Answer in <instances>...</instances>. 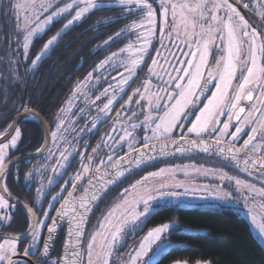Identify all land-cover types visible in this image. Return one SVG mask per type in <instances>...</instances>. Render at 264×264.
Segmentation results:
<instances>
[{
    "label": "snow or ice",
    "instance_id": "snow-or-ice-1",
    "mask_svg": "<svg viewBox=\"0 0 264 264\" xmlns=\"http://www.w3.org/2000/svg\"><path fill=\"white\" fill-rule=\"evenodd\" d=\"M118 2L121 9H126L129 14H136L140 17L138 21L128 25L127 30L145 29L144 34L137 33V39L141 40V46L138 51L147 53V45L151 42L150 38L156 35L157 32L156 10L148 0H118ZM158 3L162 21L159 27L162 46L165 36L172 39V34L175 33L174 39L183 43L186 51L180 50L185 59L176 58V65L167 61V58L164 59V63L168 64L171 71L164 70V74L168 77L167 80L163 76H159L158 79L161 81V91L166 92V97L157 96L155 102L151 99L148 100L150 108L163 111L162 116L154 117L150 111L145 117V123L149 127H151V122L158 121L155 123V127L152 128L153 138L170 137L173 131L184 126V121H188L191 124V127L187 128L189 133L195 134L198 138L204 134L211 136L213 133H218L214 137V143L219 145L224 142L225 136H230L233 142L236 141L239 133L244 130V126L249 125L250 133L240 148H236L235 144L230 143L227 149L221 148L219 150L231 153V156L226 158L237 161V167L240 166L239 154L241 152L247 153L242 161L244 170L252 169L264 175V64H261V59L264 58V40H262L264 32H259L252 27L245 17L241 15L237 7L230 3L229 0H158ZM237 3H243V7L248 9L250 0H237ZM74 5L78 10L64 24V28L61 31L68 29L74 22L80 21L85 17L86 13L105 7L98 0H72L71 3H67L53 11L45 19L44 24H51L54 18L69 12ZM80 5H83V7H80ZM12 7L17 10L23 8L25 11L24 28L27 34L25 35L24 47L27 49L29 38L33 33L42 30L39 27L32 29L30 23L39 20L40 15L52 7V0H25L24 4L19 3V0H17V3ZM257 7L264 8V4L253 5L254 9ZM220 13H223V15ZM260 15L264 19V13ZM19 19L20 17L17 15V20L19 21ZM59 35L60 33H57L44 45L45 51L57 40ZM117 35H120V33H117ZM131 47L130 45L129 49H124L123 51H129ZM177 47L179 49L178 45ZM213 47L220 54L214 61V67L209 65ZM113 55L116 54L114 53ZM159 56L160 52L157 50V57ZM40 58V56H37L33 64L39 61ZM142 61L143 56L129 57L128 77H124L123 73H121V84L128 83V80L136 74V69ZM160 63V60L153 58L148 72L155 74L154 68ZM206 69H208L207 75H205ZM238 70L240 71V80L237 87L230 94V89H232L233 81L237 78ZM212 81H216L214 84L215 90L211 91V95L206 97L207 103L203 108L197 109L199 115H195L191 109L196 106L200 96L209 92L208 85ZM149 85H151V80L146 81L145 91L148 90ZM121 91H123V88H121ZM105 93H107V89ZM136 94H139V89L136 90ZM141 99H144V97L141 96ZM160 99H167L169 103L161 105L159 103ZM131 100L132 97H129V102ZM241 101H246L247 103L241 104ZM112 104L113 99H109L101 111H110ZM25 114L27 115V110H25ZM225 115L227 116V122H221L219 117ZM117 116H119V113H117ZM191 116H195V119L191 120ZM233 119L238 124L234 132H229ZM221 123L222 127L220 126ZM133 128H135V125H133ZM13 131L14 135L10 136V144H0V181L4 179L6 173L7 149L9 147L15 148L21 138V131L18 127L14 128ZM130 135L131 133L126 132L125 138ZM257 135H260L259 141H257ZM52 136L55 138L56 133H52ZM180 138L186 139L183 135ZM145 139L147 141L148 138L146 137ZM254 141L257 142L254 143ZM148 146V143L145 142L144 147L148 148ZM191 146H199L203 151H208L209 147H211L205 141H201L198 145L196 140L191 141ZM133 150L139 151L138 149ZM93 151L96 150L93 149ZM61 155L64 154L62 153ZM64 158L66 160L67 156ZM135 162L139 165L141 159ZM61 166L63 167V165ZM87 171H89L88 167L84 166V172ZM97 171H99V168H97ZM30 175L29 173L28 176ZM121 175H123L122 172H116L113 180L106 183L114 182ZM81 178L82 175L77 174L75 181H80ZM229 179L231 178L229 177ZM89 182L91 183V179H89ZM235 183L240 186L242 181L236 179ZM72 187L75 189L77 184L73 182ZM244 187L253 193L259 191V194L264 197V189L257 190L255 186L248 184H244ZM0 191H7L5 184L0 183ZM37 191L39 194V190ZM85 192H87V189H85ZM162 195L176 196L178 194L169 192L162 193ZM68 197H73V193L69 192ZM92 199H98V196L93 195ZM153 199L155 197L152 192H148L146 196H142L140 201H138L144 204L143 212L136 213L135 209H133L128 214L132 215L133 219H138L140 215H144L149 211V201ZM6 206L5 197L0 195V209ZM70 206L72 211L78 216V220L75 232L73 233L70 230L69 236L72 237L74 235L78 241V238L82 235L80 225L84 221L85 214L90 211V208L83 202V198H81L79 203V208L83 209V212L77 210L75 200H66V203L61 205L57 217L52 219V224L47 227L49 238L56 231L60 217L67 215V210ZM27 211L30 216H35L31 208H28ZM43 215L45 220L49 219L47 212ZM111 215L112 213H109V216ZM3 219V217H0V220ZM253 222H256L255 216H253ZM124 223L126 221L121 218L120 222L112 227L108 235H104L102 232L92 235L87 243L86 259L85 254L76 248L75 244L70 240L64 246L65 259L60 264H110V258L113 255L115 245L119 242ZM41 226H43V221L32 225L33 244L30 248L24 250L25 256L35 254L32 249L35 248L38 242L37 228ZM100 227L103 229L105 224L102 223ZM259 227L261 233L264 234V224L259 225ZM168 228L169 225L164 224L149 232L145 242L140 244L135 256L131 257L130 264H136V261L147 252V245L159 240L161 233L166 232ZM97 236L102 237V242L98 243ZM17 253V238L0 243V264H15L13 258L17 256ZM48 253L49 243L45 241L43 256H47ZM69 256H71L70 259L68 258ZM53 264H58V262H53Z\"/></svg>",
    "mask_w": 264,
    "mask_h": 264
},
{
    "label": "trees",
    "instance_id": "trees-1",
    "mask_svg": "<svg viewBox=\"0 0 264 264\" xmlns=\"http://www.w3.org/2000/svg\"><path fill=\"white\" fill-rule=\"evenodd\" d=\"M14 1L0 0V135L7 131L17 111L32 108L44 117L49 110L63 105L77 83L83 81L109 54L133 39V35L125 31L128 25L140 18L136 14H129L120 6H105L87 13L80 21L61 31L64 24L72 18L69 11L54 20L40 36L33 37L30 48L24 53L23 34L19 28L16 29L17 9L12 7ZM244 12L255 17L254 13ZM57 33L60 35L56 42L33 68V59ZM146 63L148 62H145V66ZM143 68L144 65L137 73L140 74ZM37 79V85L33 88ZM45 98H48L46 104L40 110V103ZM21 131L19 146L27 147L30 151L36 150L42 141L38 123L26 121ZM195 158H198L195 162L210 159ZM179 159L181 161L183 158ZM170 160L176 159L144 167L111 189L90 215L85 237H89L99 222L105 219L110 207L120 201L127 186L139 180L147 171L155 170L162 162L171 163ZM24 175L25 171L16 173L14 169L7 172L4 177L7 193L16 199H34V188L24 184ZM17 210L23 218H18V223L11 227L13 219L5 230L13 235L24 234L29 227L25 215L18 208ZM169 221H174L176 227L167 235V239L176 246L170 247L154 264H170L178 260L190 264L205 260L210 264H264V249L251 233L249 223L231 209L163 205L148 216L144 228ZM185 227L195 231L184 232L182 228ZM62 240L63 235L56 246L61 245ZM21 245L22 243H18V246Z\"/></svg>",
    "mask_w": 264,
    "mask_h": 264
},
{
    "label": "rangeland",
    "instance_id": "rangeland-1",
    "mask_svg": "<svg viewBox=\"0 0 264 264\" xmlns=\"http://www.w3.org/2000/svg\"><path fill=\"white\" fill-rule=\"evenodd\" d=\"M71 2L72 0H52V7L49 8L47 12H43V14L39 17V20L30 23V27L32 29L39 27L42 30L33 33V35L29 38L28 45H30L33 37L40 36L48 28L50 24H44V21L49 15H51L52 12L57 8L63 7L65 4ZM98 2L103 3L105 6H120L118 0H98ZM148 2L152 4L153 8L157 12V32L156 35L150 38L151 42L149 45H147V53H140L138 51L139 47L141 46V40L137 39V33L144 34L145 29H136L133 31L126 30L125 33L133 35V39L129 40L123 47L114 52L116 55H113L114 53L109 54L93 69V71L83 81L75 85L74 91H72L69 99L61 108L60 112L62 115H65L71 109H75L78 103V98L86 99L89 101L88 94L91 92L92 94H95L93 103L97 109V122H101L105 119V116H107L109 112L101 111V109L104 108V105L108 103L109 99H113V102H115L122 96V93L127 84H130V82L134 78H136V76L138 75V69H141L146 61L148 63L146 64L147 68L145 71V78L143 80V83L145 84L146 81L151 80V85H149L147 91H145V88L143 89L142 95L144 97L148 96L150 93L153 94V88L155 86L153 82L154 77L163 76L165 80L168 79V77L163 73L164 68L168 67V64L164 63L165 58H167V61H170L173 65L177 64L176 58H179L181 60L185 59L180 51H186L185 45L183 43H180L179 40L174 39L176 35L175 33L172 34V39L165 36L162 46L159 35V27L161 26L162 22L160 17L159 3L158 0H148ZM229 2L237 7L241 15H243L251 25H253L243 13L244 9L238 3H236L234 0H229ZM16 3L17 0L14 1V4ZM19 3L24 4L25 0H19ZM80 7H83V5H80ZM77 10L78 9L75 5L73 6V9L69 10L72 13V17L75 15V11ZM220 14L223 15V13ZM17 15H19L20 19L19 21L16 20V29L19 28L18 30H20L23 34L22 50L25 53L30 47L28 46L27 49H25L24 47L25 35L27 34L24 28V9H18L16 16ZM57 19H59V17L54 18V20ZM252 19H254L256 23V18L253 17ZM181 39H183V37H181ZM262 40H264V38H262ZM52 45H50L46 51L43 47L42 50L36 55V57L40 56L41 58L39 61H36L35 64H33L32 62L33 68L36 67L37 64H39V62L47 54ZM130 45L132 47L129 51H123L124 49H129ZM177 45L179 46V49ZM153 47L155 48L153 49ZM156 49H159V57H157ZM212 54H215L217 56L216 58H218V56L220 55L215 47L212 48ZM131 56H143V61L136 69V74L130 80H128V83L121 84V73H123L124 77H128V61L129 57ZM148 56L149 60H147ZM36 57L33 59V61L36 60ZM211 57L212 56H210L209 58V65L214 67L215 60L212 64H210ZM153 58L160 60L161 63L155 66V74H150L148 72V68L151 66V61ZM173 75H175V73H173ZM237 76L238 78L233 81L232 89H230V94L232 90L237 87L238 81L240 80L239 70L237 71ZM36 85L37 84L35 83L33 87L35 88ZM121 88H123V91H121ZM106 89L107 93H105ZM214 90L215 88L213 89V91ZM159 103L161 104L160 100ZM153 112H157L156 109H154ZM148 113L149 112H147L140 120L135 121L137 123H132L130 122L131 120L129 121L131 133L129 147L131 146V149L135 147L132 144H136L138 140L147 143H156L162 141V138H165H153L152 126L149 127V125L145 123V117L148 115ZM59 117L60 118L58 119V124H62L63 119L61 116ZM30 118L32 117L28 116V118L26 117L25 119ZM133 125H135V128H133ZM121 126V124L118 125L119 128ZM143 127L144 129H142ZM154 127L155 125L153 126V128ZM113 129L116 128H111L109 129V131ZM68 131L69 130H66L65 127L62 126L60 127V130L56 129L54 131V133H56L55 138L52 136L51 150H57L58 152V158L54 160L55 163H57L56 166L54 167V162L51 163L50 160L45 157L44 160L42 159L41 166L38 168V177L33 181V184L35 185L33 188L35 190L37 203L40 202V199L43 197V194L47 192V189L50 187V185L54 184L62 175V171L65 168V164L67 162V159L65 160L64 157L67 156L68 158V155H70V152L78 143L81 132L77 131V129H71L69 132ZM139 132H142V134H140ZM184 133H188L190 135L193 134L189 133L187 130ZM146 137L148 138L147 141L145 139ZM19 142L20 139L18 140L16 147L18 146ZM5 143L10 144V139ZM15 148L9 147L7 149L6 161ZM62 153L64 155H61ZM61 165H63V167ZM223 167L228 169L226 165H223ZM228 172L224 168L220 169L218 167H213L210 169L199 166V164L194 162H176L170 164L163 163L159 168L147 171L139 180L127 186L122 192L120 201L110 209L109 213H112V215L109 216V213H107L105 219L101 221L100 225L104 223L105 227L101 229L100 225H98L97 229L92 231L90 236L96 234L97 232H102L104 235H108L112 227L116 226L120 222L121 218H123L126 223H124L123 225L119 242L114 247L113 255L110 258V264H130L131 257L135 256L136 251L139 250L140 244L145 242L149 232L164 224H168V230L161 233L159 240H156L155 242L150 243V245H147V252L136 261V264H154L160 258V256L164 254L170 247L176 246L175 243L167 239V235L173 230V228L176 227V223L174 221H169L157 224L155 226H149L147 228H144V226L146 224L148 216L160 206L174 204L178 207H191L199 209H231L232 211L239 213L247 220L250 226L251 233L264 249V234L261 233L259 227V225L264 224V197L259 194V191L253 193L244 187V184L255 186L254 184L243 180L241 176L233 175L229 170ZM229 177L231 179H229ZM236 179L242 181V184L240 186L236 185ZM255 188L257 190H260V188L257 186H255ZM37 190H39V194ZM148 192H152V195L155 197V199L149 201V211L144 215H140L138 219H133L132 215H129L128 213L133 209H135L136 213L143 212L144 204L138 201H140V198L142 196H146ZM169 192L177 193L178 195H162V193ZM10 208H12V206L7 202V206L0 209V217L4 218L3 220H0V222H4L6 220V216H8V214L6 213L11 210ZM253 216H255V223L253 222ZM92 229L93 228H91V230ZM142 229L144 230L142 231ZM182 231L194 232L195 230L185 227L182 228ZM5 241H9V239H1L0 243H5ZM89 241L90 239L88 240V242ZM97 241L98 243L102 242V237L97 236ZM83 253L85 254L86 259V248L84 249ZM170 264L190 263L178 260ZM195 264H209V261H197Z\"/></svg>",
    "mask_w": 264,
    "mask_h": 264
},
{
    "label": "flooded vegetation",
    "instance_id": "flooded-vegetation-1",
    "mask_svg": "<svg viewBox=\"0 0 264 264\" xmlns=\"http://www.w3.org/2000/svg\"><path fill=\"white\" fill-rule=\"evenodd\" d=\"M244 14L253 24L252 27L256 28L259 32H262V30L258 26L257 18H256V23H255V20L252 19L251 16H249L247 13H244ZM154 48L155 47H153V49ZM211 56L212 57L210 59V64H212L215 58L217 57L215 54H212ZM261 64H264V58L261 59ZM145 67L146 66L144 64V68L141 71V73L138 74L136 78H134L130 82V84H127V86L125 87L122 93V96L118 100L113 102V104L111 105V110L108 112L107 116H105V119L102 120L101 122H97V114H96L97 109L93 103L95 94H92L91 92L88 94L89 101L86 99L78 98V103L75 109L69 110L65 115H62L60 111H61L62 106L69 99L72 93L68 96V98L65 99V101L63 102V105L61 104L55 110H49L46 113V115H44V117H42V115L40 114L41 118L48 125L49 131H50V142H49V147L47 151L45 152L43 156L39 158L32 159L31 161L18 162L6 170L5 175L7 174V172L13 169L15 170L16 173L18 171L19 172L25 171V177L24 176L22 177L24 184L26 183L28 187H34L35 185L33 184V181L36 180L38 177V174H39L38 168L41 166L42 159L44 160L45 157H47L51 163L54 162L53 163L54 167L57 164L55 163L54 160L58 158L57 157L58 152L57 150H51L52 133H54L56 129L60 130V127L62 126H64L65 129L69 131L71 129H74V130L77 129V131L81 132L80 133L81 136L78 139V143L75 145L74 149L70 152V155H68L65 168L62 171V175L58 178V180L54 184L50 185V187L47 189V192L44 193L43 197L40 199V202L39 203L36 202V194H34V199L33 198L30 199L27 197L18 199L24 202L25 204H27L28 207L32 209V211L35 213L37 224L40 221H43V226L37 228L38 242L36 243L35 248L32 249V252H34L35 254L28 255V257L32 260L34 264H53V262L59 263L62 245L64 241L65 227L61 230L60 234L58 235L56 239V242H57L58 239L63 235L62 244L61 245L58 244L56 246V242H55L52 250L49 252V254L45 258H39V254H40L43 241L46 236L47 227L50 225L49 222L53 214L59 207V205L64 200V198L68 196V193L72 192L73 196L78 194V192L81 191V189L83 188L85 184L84 181L88 178L90 174L96 172L97 168L101 169L102 167L109 164L111 161L145 144V142L138 140L136 144L134 143L132 144L135 147H133L132 149L129 147L130 136H127L125 138V134L126 132L130 133V127H129L130 122L137 123L135 121L140 120L142 117H144V115L147 112H150V111L154 117L163 115L162 110H156L157 112H153L154 109L150 108L148 104L149 99L155 102L157 100V96L162 97V98L166 97V92L161 91V88H160L161 81L158 79L159 76H156L153 78L154 80L153 82L155 84L153 88L154 89L153 94L150 93L148 96H145V97L142 95V91L145 88V84L143 83V80L145 78V71H146ZM165 69H167L168 71H171V68L169 67H165L164 70ZM207 71L208 69L205 70V75H207ZM37 82H38V79L35 81V83L37 84ZM215 83L216 81H212V83L208 85L209 92H206L203 96H200L199 101L196 103L195 109L194 108L191 109V111L194 112L195 115L199 114L197 109H202L203 106L207 103L206 97L211 95V91H213ZM137 89H139V94H136ZM141 96H143L144 99H141ZM46 97H48V95ZM129 97H132V100L130 102H129ZM47 99L45 98L40 103V108H39L40 110L43 109V107L45 106ZM160 101H161V104L169 103L167 99H160ZM246 103H247L246 101H241V104H246ZM24 110L33 111L39 115L38 111H36L35 109L25 108ZM22 111H17V113H15V115L12 117L9 123V127L7 131L9 130L10 125L13 119L15 118V116H17ZM117 113H119V116H117ZM29 116H31L32 118L25 119L26 118L25 117L24 119H21L19 121L17 127L20 129V131H21V127L25 126L26 121H36L38 123V121L33 115H29ZM59 116H61L63 119L62 124L60 123L58 124V121H59L58 119L60 118ZM190 119L194 120L195 116H191ZM219 120L221 122H227V116L226 115L220 116ZM156 122L158 121L151 122L152 128ZM57 124H58V127H57ZM120 124L122 126L119 128L118 125ZM237 124L238 122L235 121V119H233L230 125L229 132H234ZM38 126H39L40 133L42 135V141H41L40 146L36 150L30 151L27 147L19 146L20 144L19 142L18 146L14 149V151L11 152L7 161L15 157L31 155L40 150L42 144H44V136L42 132V127L40 126L39 123H38ZM220 126L222 127V123ZM188 127H191V124L188 121H184V126L182 128H177L175 131L172 132L170 137H165V138H162L161 140L166 141V140L178 139L181 137V135H183L185 138H193V139L195 138V139H202V140L204 139V140L214 141V137L218 135V133H213L211 136L204 134L198 138L195 134L190 135L188 133L187 134L184 133ZM111 128H116V129L109 131V129ZM142 129H144V127ZM7 131L4 134H6ZM139 133L142 134V132H139ZM249 133H250V126L245 125L244 130L241 133H239L238 139L236 141L233 142L231 141L230 136H225L223 144L229 145L230 143H233L235 144L236 148H240L243 145L244 140L248 138ZM4 134H1L0 137H2ZM21 134H22V131H21ZM259 140H260V135H257V141ZM257 141H254V143ZM148 144H151V143H148ZM93 149H95L96 151H93ZM109 157H111V159H109ZM175 159L176 160H173V161L170 160L169 162L171 163L194 162V163L199 164V166H203V167L210 168V169L213 167H218L220 169L224 168L227 172L229 170L233 175L241 176L243 180L254 184L260 189H264V176L254 175L240 167H237L234 164H230V163L216 160V159H213L214 160L213 161L211 158L207 160H202L206 162H195L198 159L195 157L193 158L185 157L181 161L179 158H175ZM213 163H215L216 165H214ZM162 164L163 162L157 168L162 166ZM165 164H170V163H165ZM223 165H226L228 169L223 167ZM84 166H87L89 171L84 172ZM29 173L31 175L27 176V174ZM77 174L82 175V178L80 181H75V177ZM73 182L77 184V187L75 189H73L72 187ZM33 191L35 193V190ZM53 197H55V199H53ZM10 205L12 206V208H10L11 210H9V212L6 213L8 214V216H6L7 217L6 220L4 222H0V234L1 233L12 234V233L5 231L6 228L10 225L13 219L14 220L11 223V227H13L16 223H18V218H23L21 216V213L18 212L17 208L25 215V219L27 220V224L29 227L27 231L24 233L26 234L29 231L30 227L32 226L33 216H30L29 213L26 212L20 206H15L12 204ZM112 207H110V209ZM110 209L108 211H110ZM45 212H47L49 216V219L47 220L44 219L43 214ZM105 214L106 212L103 215ZM100 223L101 222H99V225ZM96 229L97 227L95 228V230ZM24 234H21V235H24ZM15 236H18V235H15ZM90 237H85V234H84L83 252L87 246V243ZM0 241H1V238H0ZM21 243L22 245L17 247L18 249L17 256L24 255V250L26 248L31 247V245L33 244V237H31L28 241L21 242ZM14 260H15V264H25V262H27L26 260L20 259V258L14 259ZM27 264L29 263L27 262Z\"/></svg>",
    "mask_w": 264,
    "mask_h": 264
},
{
    "label": "water",
    "instance_id": "water-1",
    "mask_svg": "<svg viewBox=\"0 0 264 264\" xmlns=\"http://www.w3.org/2000/svg\"><path fill=\"white\" fill-rule=\"evenodd\" d=\"M243 13H246V12H243ZM29 115H33L38 121V123L40 124V126L42 127V132L44 136V145H43L42 153L37 156H33V157H30V155H25L21 157L12 158L6 162L7 163L6 170L18 162L31 161L32 159L36 157L43 156L49 147L50 131H49L48 125L41 118V116L29 110H27V115L25 114V110H23L21 113L15 116L7 133L4 134L2 137H0V144H3L6 141H8L10 139V136L14 134L13 129L17 127L19 121ZM193 140H196L198 145L201 141H205L208 144H210L211 147H209L208 151H203L201 147L199 146L192 147L191 141ZM148 145H149L148 148H145L144 145L136 148L139 151L131 150L125 155L111 161L109 164L99 169V171H96L90 174L88 178L86 179V182L80 193L74 195L73 197L67 196L66 198H64L62 203L59 205V207L55 211L54 217L52 219L57 217V214L60 211L61 205L65 204L66 200H75V207L77 208L79 212H83V209L79 208V203L81 201V198H83V202L90 208V211H88L85 214L84 221L80 225V230L82 231V235L78 238V241L74 235L72 237L69 236L70 230H72L73 233L75 232L76 222L78 220V216L76 215V213L72 211V207L70 206L69 209L67 210V215L60 217L57 223V229L51 235V238H49V233L47 230L45 239L43 241V244L40 250L39 258L46 257V256H43V249H44L45 241H48L49 243V252H50L56 242L58 235L61 232V229H63V227H65V234H64V241H63L62 250H61L60 259H59L58 264H60V262H62L65 259V255H64L65 247L64 246L68 244L70 240L75 244V247L78 248L83 253V248H84V244L82 245L83 235L85 234L87 222L89 220L91 212L94 210L96 205L101 201V199L111 189H113L119 182H121L126 177L130 176L131 174L135 173L136 171L144 167H147L152 164H156L161 161L169 160V159L185 158V157H207V158L216 159V160H220V161H224L230 164L237 165V161L232 160L230 158H226V157H230L231 153L221 152L219 150L221 148L227 149L229 145L223 144V143L217 145L214 143V141H210V140H204V139L202 140V139H195V138L194 139L193 138H186V139L178 138V139H173V140H166V141L151 143ZM141 154H142V157H141ZM246 155L247 153L245 152H241L239 154L240 156V166L239 167L242 169H244V164L242 161ZM138 159H141V163L139 165H137L135 162ZM118 171L122 172L123 175H121L118 179H115L114 182L112 183H106L107 181H112L115 176V173ZM246 171L254 175H262L261 172L256 171V170L249 169ZM89 179H91V183L89 182ZM0 183H3V181H0ZM85 189H87V192H85ZM0 195L4 196L6 201L12 205L20 206L23 208L27 207L24 202L11 197L7 193V191L6 192L0 191ZM93 195L98 196V199H92ZM35 224L36 222L33 223V225ZM51 224H52V221L50 225ZM31 227L29 231L24 235L15 236L12 234L1 233L0 238L9 239V240H11L12 238H17V243L26 242L32 237ZM18 258L26 260L29 264H34L28 256L21 255V256H16L13 259H18ZM68 258L70 259L71 256H69Z\"/></svg>",
    "mask_w": 264,
    "mask_h": 264
},
{
    "label": "built area",
    "instance_id": "built-area-1",
    "mask_svg": "<svg viewBox=\"0 0 264 264\" xmlns=\"http://www.w3.org/2000/svg\"><path fill=\"white\" fill-rule=\"evenodd\" d=\"M236 3H237V0H234ZM244 10H247V11H250V12H257L259 15L261 13H264V8H261V7H257V8H253V5H261V4H264V1L263 0H250V4H249V8L248 9H245L243 7V3H238ZM260 23L261 25H263V19L261 18V15H260Z\"/></svg>",
    "mask_w": 264,
    "mask_h": 264
},
{
    "label": "bare ground",
    "instance_id": "bare-ground-1",
    "mask_svg": "<svg viewBox=\"0 0 264 264\" xmlns=\"http://www.w3.org/2000/svg\"><path fill=\"white\" fill-rule=\"evenodd\" d=\"M43 145H44V144H42V146H41V148H40V150H39L38 152H35V153L31 154L30 157L37 156V155L41 154V153H42V150H43ZM24 156H25V155H24ZM36 158H39V157H36ZM34 159H35V158H34ZM85 182H86V180L84 181V183H85ZM81 191H82V189H81ZM81 191H80V192H81ZM80 192H78V193H80ZM103 198H104V197H103ZM103 198H102V199H103ZM102 199H101V200H102ZM26 206H27L26 208H23V207H21V208H23L26 212H28L27 209H28L29 207H28L27 204H26ZM92 212H93V211H92ZM92 212H91V214H92ZM54 214H55V213H54ZM54 214H53L52 218L54 217ZM52 218H51V220H50L49 223H51ZM34 222H36V224H37V220H36V217H35V216H34L33 219H32V225H33ZM63 228H64V227H63ZM61 230H62V229H61ZM85 231H86V230H85ZM83 244H84V235H83L82 245H83Z\"/></svg>",
    "mask_w": 264,
    "mask_h": 264
},
{
    "label": "clouds",
    "instance_id": "clouds-1",
    "mask_svg": "<svg viewBox=\"0 0 264 264\" xmlns=\"http://www.w3.org/2000/svg\"><path fill=\"white\" fill-rule=\"evenodd\" d=\"M247 11V10H246ZM250 12V11H249ZM251 13H253V12H251ZM258 20V26H259V28L262 30V32H264V26L263 25H261V23H260V20L259 19H257Z\"/></svg>",
    "mask_w": 264,
    "mask_h": 264
},
{
    "label": "crops",
    "instance_id": "crops-1",
    "mask_svg": "<svg viewBox=\"0 0 264 264\" xmlns=\"http://www.w3.org/2000/svg\"><path fill=\"white\" fill-rule=\"evenodd\" d=\"M264 1V0H263ZM255 17L260 20V15L257 12H253ZM263 26H264V19H263Z\"/></svg>",
    "mask_w": 264,
    "mask_h": 264
}]
</instances>
